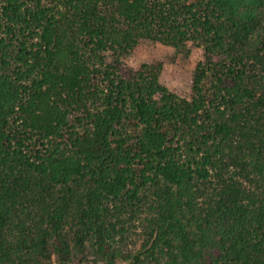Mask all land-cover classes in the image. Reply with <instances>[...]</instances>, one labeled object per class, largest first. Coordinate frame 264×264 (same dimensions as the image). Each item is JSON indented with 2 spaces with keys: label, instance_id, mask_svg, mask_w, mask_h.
<instances>
[{
  "label": "trees",
  "instance_id": "obj_1",
  "mask_svg": "<svg viewBox=\"0 0 264 264\" xmlns=\"http://www.w3.org/2000/svg\"><path fill=\"white\" fill-rule=\"evenodd\" d=\"M52 1L0 0V264H264V0ZM149 41L204 47L189 98Z\"/></svg>",
  "mask_w": 264,
  "mask_h": 264
},
{
  "label": "rangeland",
  "instance_id": "obj_2",
  "mask_svg": "<svg viewBox=\"0 0 264 264\" xmlns=\"http://www.w3.org/2000/svg\"><path fill=\"white\" fill-rule=\"evenodd\" d=\"M44 4L54 6L58 4L57 1L52 0H43ZM54 3V4H52ZM33 4V3H32ZM205 49L204 47L198 46L193 43H188L185 48L178 49L174 46H169L162 44L158 41H149L141 44L138 49H136L126 60L127 64L132 68H139L142 64H152L156 62L163 63V70L161 74V83L166 86L173 93L181 97H190L194 74L197 68V65L200 62L205 61ZM110 59V58H109ZM75 115H79L75 113ZM76 116L71 117V123H76ZM238 138H235L237 140ZM40 147V145H38ZM249 160V159H248ZM225 162L229 167L227 170L228 176H234L235 178H240L242 174H239L240 163L235 164L230 156H226ZM241 179V178H240ZM215 181V179H213ZM150 191H146L144 195H149ZM145 198L142 199L136 209H141L142 212L137 214H132L131 209H125L122 212L121 220L116 221L115 208L113 205H109V209L112 213L113 222H117L118 229L124 227L128 232L127 236L129 240V247L131 249L139 248L142 244L144 237V225H145V216L147 215V207L145 205ZM33 210V209H31ZM114 210V212H113ZM131 215H134L131 217ZM19 219L16 217L13 224L10 227L6 228L7 233H11V230H16L18 227ZM28 226H32V222L29 221ZM130 234V235H129ZM78 261V260H77ZM118 264H132L131 260L119 259Z\"/></svg>",
  "mask_w": 264,
  "mask_h": 264
}]
</instances>
